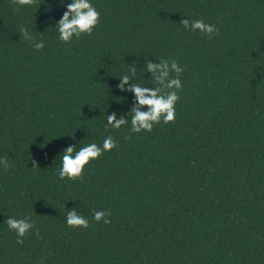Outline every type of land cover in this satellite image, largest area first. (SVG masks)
<instances>
[{
  "label": "trees",
  "instance_id": "1",
  "mask_svg": "<svg viewBox=\"0 0 264 264\" xmlns=\"http://www.w3.org/2000/svg\"><path fill=\"white\" fill-rule=\"evenodd\" d=\"M90 2L98 26L65 44L71 0H0V264H264V0ZM165 60L184 69L175 122L133 134L119 78L154 89L147 65ZM111 115L128 124L105 131ZM109 136L82 178L59 179L67 148ZM73 210L89 228L67 227ZM11 217L36 225L23 245Z\"/></svg>",
  "mask_w": 264,
  "mask_h": 264
},
{
  "label": "clouds",
  "instance_id": "2",
  "mask_svg": "<svg viewBox=\"0 0 264 264\" xmlns=\"http://www.w3.org/2000/svg\"><path fill=\"white\" fill-rule=\"evenodd\" d=\"M65 0H61V6L64 5ZM12 3L17 10L26 6H31L33 0H12ZM100 22V14L90 2V0H71L67 4V11L64 13L63 18L59 21L56 27L59 32V39L62 43H71L72 40L79 39L84 35L91 36L94 29ZM182 26L191 31L199 32L203 36L209 38L214 35H219L218 30L210 25L205 24L203 20L195 21L189 24L188 20H184ZM21 37L25 41H30L34 51H41L44 49L45 44L42 41H37L34 36L27 30L21 29ZM184 69L174 61H163L160 64L149 63L147 65L146 74H155V80L152 81L156 87L149 88L141 86V84H132L130 82L136 79L135 71L129 72L122 76L119 88L121 91H128L136 97V107L134 115L131 117V132L133 134H140L142 132L151 133L154 126L161 124L168 125L174 123L176 119V105L180 100L179 92L183 90L181 82V75ZM175 74L176 78H173ZM147 107V112L141 111L142 108ZM128 121L125 119H117L115 115L108 116L107 128L105 131L112 129L119 130L126 126ZM118 145L112 137L104 140L102 147L97 144H89L86 147L80 148L76 151L77 147H69L62 154V164L58 170L60 180H70L76 182L82 178L85 168L90 162L99 159L105 152H111ZM0 166L8 169L9 164L6 159L0 160ZM110 213L96 212L94 219L96 223L103 222L106 226L111 223L106 217ZM30 218L16 219L10 218L6 221L8 230L15 233L18 237L17 243L23 245L24 238H26L35 228L34 223L29 222ZM67 227L73 229H87L90 227L88 220L76 210L68 212Z\"/></svg>",
  "mask_w": 264,
  "mask_h": 264
}]
</instances>
